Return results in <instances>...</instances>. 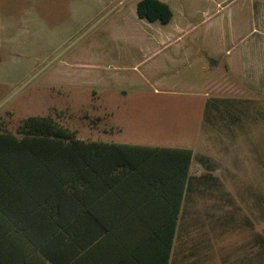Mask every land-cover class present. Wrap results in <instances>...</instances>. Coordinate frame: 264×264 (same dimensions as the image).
<instances>
[{
  "label": "rangeland",
  "instance_id": "obj_1",
  "mask_svg": "<svg viewBox=\"0 0 264 264\" xmlns=\"http://www.w3.org/2000/svg\"><path fill=\"white\" fill-rule=\"evenodd\" d=\"M99 4L0 0V36L10 20L7 38L0 37V58L35 67L30 77L14 82L4 102L15 113L2 114L9 128L31 115L52 116L81 138L192 148L191 173L213 180L191 194L186 214L195 209L203 230L212 231L215 264H264V92L243 91L223 69L227 50L242 33L233 38L228 24L212 28L200 17L188 41L199 39L221 52L218 70L188 71L186 64L184 74L176 70L166 80L153 79L144 73L149 59L135 63L144 58L139 43L146 29L122 21L116 31L122 13H99ZM127 15L131 21L129 7ZM162 58L154 62L160 65ZM169 61L179 66L177 56Z\"/></svg>",
  "mask_w": 264,
  "mask_h": 264
},
{
  "label": "crops",
  "instance_id": "obj_2",
  "mask_svg": "<svg viewBox=\"0 0 264 264\" xmlns=\"http://www.w3.org/2000/svg\"><path fill=\"white\" fill-rule=\"evenodd\" d=\"M98 1L102 9L98 10L99 13H122V19L115 21L116 31L122 30V21L127 22V26L135 22L139 31L141 26L146 29L139 43L144 49V58L135 63L139 65L149 59L151 65L144 73L153 79L160 77L166 80L176 70L184 74L186 64L189 65L188 71L205 74L217 71L223 61L221 52L211 50L199 39L188 41V38L199 29L200 17L203 18L202 23L214 24L212 28L228 24L226 31L231 37L236 38L235 33L242 34L227 50L224 71L239 81L243 91L264 92V0H162L169 3L173 10V18L168 23L140 17L137 11L140 0ZM173 1L177 3V11ZM128 7L134 20L128 19ZM220 15L225 19L212 23ZM236 17H241L240 22ZM9 22L2 25L4 33L0 37L7 38ZM171 27L177 34L171 35ZM17 47H21L20 44ZM175 48L177 51L171 52ZM235 50L239 51L237 55L233 53ZM159 56H163L160 65L154 62ZM174 56H177L179 66L171 67L169 59ZM31 62L18 60L10 64L6 58H0V88L5 90L0 95V114L6 111L15 114L4 102L15 81L30 77L35 72ZM120 65H117L118 68L131 67ZM178 68H183L182 72ZM86 140L148 145L115 139ZM8 168L0 167V257H4L0 264H28L25 259L30 255L42 262L44 256L39 250L42 245L49 246L52 259L58 264H163L165 255L168 257L167 264H215L216 239L212 231L203 230L199 212L193 209L192 213L189 212L191 214H186L193 204L191 200L183 201L172 252L168 256L166 243L169 235L162 232L170 222V209L162 196L154 191L158 189L121 183L109 203L100 201L96 213L83 216L85 223L81 222L76 232L56 234L52 233L57 230L55 213L50 210L48 216H43L28 194L32 192L39 196L41 186L33 184L26 187L12 183ZM17 171L24 172L21 168ZM66 216V221L74 220L71 215ZM238 264L242 263L239 261Z\"/></svg>",
  "mask_w": 264,
  "mask_h": 264
},
{
  "label": "trees",
  "instance_id": "obj_3",
  "mask_svg": "<svg viewBox=\"0 0 264 264\" xmlns=\"http://www.w3.org/2000/svg\"><path fill=\"white\" fill-rule=\"evenodd\" d=\"M137 11L149 21L168 23L173 18L170 4L162 0H140ZM9 122L0 114V167H9L12 183L41 186L39 196L28 194L43 216L50 210L55 213L57 230L52 233L76 232L85 223L83 216L96 213L100 201L109 203L121 183L146 186L158 189L154 191L170 209V222L162 232L169 235L166 253L170 256L183 201L198 187L199 192L205 191L213 180L208 173L200 177L191 173V148L86 140L52 116H28L15 130L9 128ZM19 168L24 172H18ZM66 215L74 220L66 221ZM39 250L42 262L30 255L25 259L28 264H50L52 260L58 264L48 245ZM167 258L165 255L163 264L168 263Z\"/></svg>",
  "mask_w": 264,
  "mask_h": 264
}]
</instances>
